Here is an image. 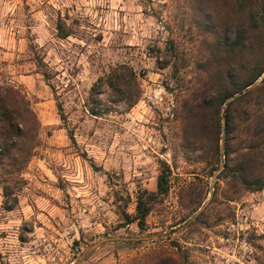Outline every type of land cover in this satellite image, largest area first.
<instances>
[{"label":"rangeland","instance_id":"obj_1","mask_svg":"<svg viewBox=\"0 0 264 264\" xmlns=\"http://www.w3.org/2000/svg\"><path fill=\"white\" fill-rule=\"evenodd\" d=\"M206 9L204 0H0V84L18 88L40 123L14 208L0 188V264H264V188L217 180L223 156L209 174L210 143H190L183 120L207 77ZM120 63L140 74V99L90 115L91 84ZM161 162L169 190L139 231L124 213L155 190ZM152 235L161 237L135 240ZM104 237L118 239L82 257Z\"/></svg>","mask_w":264,"mask_h":264},{"label":"trees","instance_id":"obj_2","mask_svg":"<svg viewBox=\"0 0 264 264\" xmlns=\"http://www.w3.org/2000/svg\"><path fill=\"white\" fill-rule=\"evenodd\" d=\"M204 1L209 4V14L202 22L212 38L204 56L207 77L184 104L186 131L193 138L190 143L196 136L198 141L205 136L210 143L209 174L219 167L223 156L217 180L231 179L244 190H260L264 188L259 158L264 149V0ZM231 28L234 38L226 41ZM261 75L262 80L251 86ZM139 77L124 63L111 66L91 84L84 102L87 112L102 116L120 102L132 107L141 96ZM227 99L230 100L225 102ZM57 109L61 120H65L60 104ZM241 126L243 133H239ZM39 127L25 95L18 88L0 84V188L8 210L17 204L15 192L22 186L23 170L39 144ZM241 134H246L245 138L233 149L232 142ZM169 173V167L161 162L155 190L137 193L134 214L124 213L126 224L135 222L139 231L146 229V218L154 204L169 190ZM167 262L159 264H176L171 257Z\"/></svg>","mask_w":264,"mask_h":264},{"label":"water","instance_id":"obj_3","mask_svg":"<svg viewBox=\"0 0 264 264\" xmlns=\"http://www.w3.org/2000/svg\"><path fill=\"white\" fill-rule=\"evenodd\" d=\"M261 80V79H260ZM256 83H253L254 86ZM229 100V99H228ZM159 237H161L160 235H152V236H143V237H137L135 238V240H153V239H158ZM118 238H109V237H104L102 239H100L99 241L93 243L92 245H90L82 254V257H84L85 255H87L88 253L94 251V249H96L97 247H99L101 244L111 241V240H117ZM80 262L79 259L75 260L73 262V264H78Z\"/></svg>","mask_w":264,"mask_h":264}]
</instances>
